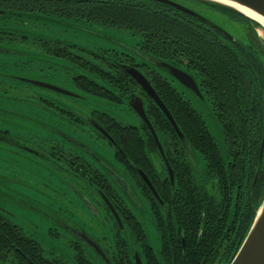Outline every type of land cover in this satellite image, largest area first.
Returning a JSON list of instances; mask_svg holds the SVG:
<instances>
[{
	"label": "trees",
	"instance_id": "trees-1",
	"mask_svg": "<svg viewBox=\"0 0 264 264\" xmlns=\"http://www.w3.org/2000/svg\"><path fill=\"white\" fill-rule=\"evenodd\" d=\"M180 1L201 7L206 12L205 15L217 24L225 22L220 17L227 18L230 21L227 25L232 29V33H236L243 39L226 38L221 31L208 23L155 0H0V33L3 36H21L25 39L26 35L23 34L28 28L24 26V23L36 22L37 16L75 18L106 27L126 29L148 41L149 55L152 59L166 61L191 74L199 90L208 91L214 113L224 121L221 128H230L227 131H230L231 138H238L239 134H245L242 131L248 127L247 118L256 114L260 118L262 114L260 102L257 103L258 107L247 106L245 110L242 109L241 103V101L247 103L244 95L247 96V91L251 87L248 81L251 66L247 55L254 56L252 61L255 63L258 61L263 68L261 72H264V55L260 49L263 47L256 36V30L261 26L240 13L219 5L205 4L198 0ZM239 22L243 23L245 29L235 27ZM37 37L41 39L43 45L47 43L41 36ZM53 42L54 48H59L60 52H65L61 49L69 47L56 43V40ZM48 46L52 47L49 44ZM80 64L87 69L89 66L96 79V83L90 82L85 85H93L86 90L87 92L84 91L87 94L106 96V92L102 91L106 89L109 94L119 99L125 96L127 100V95L134 92L137 87L136 82L122 66L109 67L105 58L97 63L83 60ZM151 73L153 75H150L148 80L173 117L187 146L210 162L212 172L219 176L221 185L225 187L227 178L220 152L209 133L205 120L195 110L190 100L175 92L166 77L155 71ZM2 77L18 80L8 72L0 70V79ZM127 81L130 82L129 85ZM148 100V105L145 103V111L148 113L149 110L147 116L160 140L162 142L167 140L180 146L178 157L175 163L171 164L174 172L173 185L170 183L163 160L158 158L159 155L150 148L151 146L154 148V143L144 124L142 126L145 128V133L139 131L142 139L128 127L130 128L127 130L128 140L123 141L126 128L117 122H114L109 130L115 137L117 156L129 152L128 156L131 157L130 152L140 150L141 155L137 160L127 157V161L135 169L134 174L141 169L147 175L165 207L162 208L153 199L139 173L137 186L130 180L128 183L139 195L149 200L152 209L158 210L155 212L158 223H161L160 218L162 220L166 218V201L170 202L171 199L175 201L173 211L178 226L183 227V240L181 241V238L177 236L178 249L173 260H171L169 249L164 247L162 251L164 254L161 256L166 257V260L151 264H209L219 256V244L225 235L223 220L218 218L221 210L217 209L206 196L205 191L196 185L195 161H189L182 141L161 109L156 107L151 99ZM235 141V144H240L239 139ZM118 147L121 150L118 151ZM161 174L165 178L163 185L158 179ZM231 175L234 176L232 172ZM113 188L116 190L114 186ZM258 203L259 206L261 201ZM255 212L250 216L245 231L242 232L241 241L230 261L252 224ZM129 215L127 224L134 228L132 233L135 238L145 240L137 218L134 214V217ZM1 216L0 261L11 264H46L40 257L41 251L37 244L19 227L4 218V215ZM224 217L226 219L225 215ZM230 261L225 264H229ZM79 264L91 263L83 258Z\"/></svg>",
	"mask_w": 264,
	"mask_h": 264
},
{
	"label": "flooded vegetation",
	"instance_id": "flooded-vegetation-1",
	"mask_svg": "<svg viewBox=\"0 0 264 264\" xmlns=\"http://www.w3.org/2000/svg\"><path fill=\"white\" fill-rule=\"evenodd\" d=\"M68 19L81 20L75 18H68ZM24 26L28 28L27 32H29L30 34L29 36L32 37L31 38L32 42L33 40L36 42L34 46H36L39 50H41V52L44 55H46L49 58L50 61L48 62V65H46V67L48 66L51 67L49 73L51 74V73L59 72L64 74L65 76L62 78L64 80V83L71 84L77 89H80L82 91L87 92L86 91L87 89L93 87L92 84L91 86H85L86 84L90 82L96 83L95 76L90 71L89 66L87 69L80 64L83 60H86L87 62L97 63L99 60L105 58L107 59L108 62L107 65L109 67H113V65H116L118 67L127 66V67L135 68L141 74H143V76L147 80L148 78H150L149 77L150 75L151 76L153 75V73H151L153 71L160 74V72L152 68L146 62H140V63L136 62L135 58L130 54L124 52H117L114 50H98V51L89 50L86 49L85 47H80L74 43L63 41L62 39H59L57 37L47 36L45 34H42L41 32H38V29L41 26L38 22H33V23L25 22ZM37 36H41L42 39L47 43L43 45V42H41V39H38ZM256 36L259 38L258 33ZM19 37L21 36H16V37L12 35L3 36L0 33V41L2 42L12 43L18 40ZM24 37H26L25 39H27V36ZM53 40H56L57 41L56 43H61L60 45H64V46L66 45L69 47H67L66 49H61L65 52H60L59 48H54ZM48 44L51 45L53 48L48 46ZM260 44L263 47V49L262 48L260 49L262 50V53L264 55V46L261 43V40H260ZM138 46L142 54L150 57L149 55L150 46L147 40H144L142 37H140ZM75 50L84 51L88 54H91V59H88L79 52H75ZM247 58L251 66L249 67V71L251 75L250 77H248V81L251 87L250 90L247 91V96L244 95L243 93L247 103L241 101L242 109L245 110L247 106H252V108H254L255 106H257V103L260 102L262 108V114L260 118H258L257 114L247 118L249 122L248 127L246 129H243L242 131L245 134L243 135L239 134L238 138H234V139L231 138L232 135L229 134L230 131H227L230 128H221V126L224 125V121L222 118H220L219 116H217V114L214 113L213 105L210 100L208 91L206 90L200 91L198 88V91L200 92L199 97L202 98L207 97L208 101L210 102L213 114L217 122L219 123V130L222 134V140L221 143H219L209 131L211 136L214 138L216 147L219 149L220 152L222 166L225 170V175L227 178L226 186L223 187L221 185L219 176L215 174V172H212L211 170L210 162L206 161L207 159L201 154H199L200 161L197 162L195 160L196 178L194 179L198 188L204 190L206 196L210 199V201L213 202L215 207L221 210L218 213V218L220 220H223L222 225L225 227L224 230L225 235L223 236L222 241L219 244L220 253L219 256L216 257V259L218 260V264H225L228 261H230L231 257L235 252V249L237 248V246L241 241L243 234L242 232L245 231L247 223L250 220V216L252 215V213L255 212L259 204L258 201L260 202L264 196V72H261V69L263 68L260 66L261 64L259 65L256 58L255 60L257 61V63L252 61L254 56L249 54L247 55ZM154 61L156 62L157 68L166 70L167 72L169 71L166 68L167 66L166 64L173 66L167 63L166 61H159V60L158 61L154 60ZM160 64L162 66H159ZM23 68H24V64L17 65L15 63L10 67H7V65H5V67H2L0 70L4 72H8L10 75L13 74L16 76L15 73L23 71L24 70ZM72 69L77 70V72L71 74L70 71ZM179 69L184 71L183 68H179ZM14 78H17L18 79L17 81L23 83L24 85L33 87V90H31V92L28 91L24 92L26 98L33 99L32 101L27 100L26 104L31 108L33 107L35 111L40 112L42 114L40 115L33 114L32 116L41 117L42 119L46 120L48 119L47 118L48 114L55 115L54 123L56 126L43 123L42 128L40 129L43 132L42 134L43 137L47 139L46 141L49 144L47 148L49 149V153L45 154L40 151L42 149L41 144L34 142L33 139H27L26 137H21V139L24 142H30L29 144L22 143L19 140L20 138L17 134L16 129L9 128V124L6 121L7 118H3L1 116L2 109L0 104V124H1L0 142L14 149V150L6 149L7 151L12 152L14 154L19 153V151L22 150L31 154L34 157H38L41 159H48L50 158L51 155L52 157H54V160L56 161L59 167L58 169L62 168L63 170L69 173V176H73V178L80 180L81 184H89V186L94 188V192L92 193V196L94 197L93 205L95 207H93L91 204L89 206L93 208L92 212L94 213V215L96 216L98 215L99 219L98 221H96L97 222L96 227H100V233L93 234V236L90 235V237L94 239L95 245L98 247L99 250H101L102 253L98 254V252L95 249H93V247L89 245L84 246L78 241L73 240L69 243V247L71 250H73L74 255L71 259L70 258L66 259V257L60 256L58 252L53 248V246H51V250H46L43 245L44 243L42 241L27 234L23 230V228L19 224H17L18 220H15V218H16V212L18 211L19 212L26 211V214L28 212H31V210L38 211L40 214L44 213V209H46L47 207H43V206H45L46 204L48 205V199H49L48 192L45 189L46 182L44 180L42 187L41 184L40 185L37 184V187H35V189H32L34 191L33 193H36L38 196L41 197V201L39 200L37 201V206L31 205L28 208H23L22 206H20V204L18 205L14 202L7 201V198L5 197L6 195H1L0 216L2 215L1 217H3L4 215V218L9 220L13 225L19 227L27 237L31 238L33 242L37 244L39 250L41 251L40 257L43 260V262H45L46 264H79L80 260L83 258L86 259L91 264H137V260L140 262V264H151L166 260V257L161 256L164 254V252H162L164 247L169 249L171 260H173L174 255L178 249L177 236L181 238V241L183 240L184 237L183 227L178 226L175 218V213L173 211L175 206L174 199L173 200L171 199L170 202L165 200L167 204L166 218L163 220L160 218L161 223H158L155 215L156 214L155 212L158 210L152 209L149 200L145 199L142 195H138V198L140 196L139 199L142 202L141 207L147 210L148 212L147 218L149 225H151L154 230L155 242L154 243L150 242L147 236L146 229L141 223L138 225L140 227V230L143 232L145 236L144 238L145 240H138L135 238L134 234L132 233V231H134V228L130 227L129 224H127L128 222L127 216L129 214L132 217L134 216L131 213V211H129L130 209L125 205L123 200L120 198L118 191H116L113 188V185L107 180L106 176L102 174L96 167L92 166V164L88 162L85 157L75 152L74 148H73L74 152L69 151V148L67 147L64 148L62 145L58 144L59 142L56 139L52 138V136H55V134H60V135L64 134L65 136L70 137L63 132L66 130L71 131L80 137L82 134L84 135L85 133L84 126L85 125L88 126L89 129H91V131L96 135V138H102L106 140L111 146L114 147V159L117 162H119L121 166H123L126 175L125 180L127 181L130 180L133 182V184L137 186L140 176L138 175L137 172H136L137 174L136 173L134 174L135 169H133L130 166L129 162L127 161V157L132 158L133 160L134 159L137 160L139 155H141L140 150L138 149V147H136L138 151L130 152L131 157L128 156L129 152H124V154H122L121 156H117V150H116L117 144L114 140L115 137L109 130L110 127L113 126L114 122L120 123L124 128H126L124 130L126 134L123 137V141L128 140L127 137L129 135L127 134L128 132L127 130H129L130 128L133 129L135 134L136 135L138 134V136L141 138L139 131L145 133L144 130L145 128L142 126L144 124L147 127L148 132L153 139L154 148L152 146L150 148L154 152H156L159 155L158 158L160 157L162 160L163 158L161 153H163L170 167L171 164L175 163V160L178 157V150L180 149V146L178 144L169 142L167 140L162 142L159 138V135L151 125L155 132L157 142L162 149L161 152L160 151L161 149L158 147L153 137L154 135L150 131L149 127L146 125L143 119L137 114V112H135L130 107L129 99L133 96L134 97L136 96L143 103V107L145 110V103L146 105H148V101H149L148 99H151V97L147 95V93L143 90V88L132 77L131 78L136 82L137 87L135 88L134 92L127 95L128 96L127 100H125L124 98L125 96L119 99V97H115L109 94L106 89L102 90L103 92H106V96L96 95L97 97L103 98L117 106H125L131 112V114H135L136 118H134V120L136 121L130 120V122L126 124L119 121L116 117L112 116L111 114L103 111L93 110L91 113L87 115L81 114L78 111H76L72 105H69V103H67L66 100L65 101L59 100L53 96V95H61L64 97H73L69 95L70 91L68 90L41 81L29 80L17 76ZM129 84L130 82L127 81V85ZM172 88L181 97L186 98L183 94L179 93L176 88H174L173 86ZM40 89L45 90L49 94H44L42 91H40ZM187 89H189L194 95H196L193 92V90H191L190 88ZM155 105L156 107H158L156 103ZM7 113L10 116L17 117L14 113H12V110L8 111ZM148 114H149V110L148 113H146V116ZM18 116H21V117H17L21 119H29V117H32L27 115L24 116L23 114H20ZM129 116L131 117V115ZM88 119H92L94 121L99 122L102 128L110 136V138L106 137L105 135H102L95 128H93L92 125L88 123ZM147 119L149 120L150 123V119L148 116ZM237 129L239 132H241L239 128ZM45 130L49 131L48 135L44 134ZM21 133L23 134L22 131ZM236 139L237 140L239 139V143H240L239 145L235 144ZM64 141L68 142V140L66 139H64ZM76 142L78 143V141ZM69 144L71 145V143ZM85 150L90 152V150H88L87 148ZM119 150L121 149H119L118 147V151ZM231 172L232 174H234V176L231 175ZM17 176L18 175L15 174L12 178H10L12 183L20 182ZM158 179L160 180V183L163 185L165 178L163 177L162 174L161 176L158 177ZM222 189L225 190L224 193ZM106 200L108 203L106 202ZM19 201L21 202L22 200ZM108 204H110L117 213L121 222V227L117 221V218L113 214L112 209L109 207ZM39 206H41V208ZM100 212L102 216H100ZM39 213H37L36 215H39ZM224 215L226 216V219ZM63 222H61V225L63 227L60 228L63 230V232H65V234H68V231L75 232V227H93L92 225H87V224L86 225L82 224L79 226H75V225L71 226L68 222L66 221ZM17 251L19 252V250ZM19 253L20 255L24 256L22 252Z\"/></svg>",
	"mask_w": 264,
	"mask_h": 264
},
{
	"label": "rangeland",
	"instance_id": "rangeland-1",
	"mask_svg": "<svg viewBox=\"0 0 264 264\" xmlns=\"http://www.w3.org/2000/svg\"><path fill=\"white\" fill-rule=\"evenodd\" d=\"M196 9L204 15L206 14L204 10ZM45 18L46 17H40V19H36V22L41 25L38 32L42 34L57 37L63 41L74 43L89 50H114L117 52H124L133 56L138 63L146 62L152 68L160 72L162 76L166 77L179 93L183 94L191 101L192 106L205 120L211 134L221 143L222 134L219 130V123L215 119L211 104L207 97L202 98L194 95L189 89L180 84L169 72L157 68L155 61L151 57L140 52L138 46L140 37L138 35L126 29L106 27L84 20L56 17ZM218 24L227 30L235 39H243L236 33H232V29L225 22H218ZM238 27L241 29L244 28L243 23L239 22ZM257 33L264 46V31L257 29ZM25 35L27 39L19 37L18 40L12 43L0 41V69L5 67V65L10 67L15 63L17 65L24 64V70L15 73L17 77L49 83L77 94L79 97H83V99H79L75 97L53 95L59 100H66L67 103L72 105L79 113L87 115L93 110H96L107 112L126 124H128L130 120L136 121L134 120V118H136L135 114H131L127 107L117 106L103 98L87 94L71 84L64 83L62 78L65 75L62 73L55 72L50 74L51 67H46L50 61L49 58L34 46L36 42L34 40L32 42V37L29 36V32H25ZM75 52H79L88 59H91V54L79 50H75ZM75 72H77L75 69L70 71L71 74ZM11 75L16 77L13 74ZM31 90H33L31 86L24 85L13 78L2 77L0 79L1 116L7 118L6 121L9 124V128L16 129L20 138L19 140L22 143L29 144L30 142H24L21 137L33 139L34 142L41 144L42 149L40 151L47 154L49 153V149H47L49 144L46 141L47 139L43 137V132L40 129L43 123L55 125V115L48 114V119L46 120L41 117L32 116L33 114L40 115L42 113L35 111L33 107L31 108L26 104L27 100L32 101L33 99L26 98L24 92H31ZM40 91L44 94H49L45 90L40 89ZM10 110H12V113L17 117H21L18 116L20 114L32 117H29V119H21L10 116L7 113ZM129 115H131V117ZM84 127L85 133L80 137L67 130L63 132L70 137L64 134H61L62 136L60 134L51 136L59 142L58 144L62 145L64 148H69V151L74 152V148L75 152L85 157L87 161L104 174L113 185L115 181L118 182V178L125 181V170L123 166L114 159V147L106 140L96 138V135L88 126L85 125ZM48 132V130H45L44 134L48 135ZM64 139L68 140L71 145L64 141ZM76 141H78V143ZM86 148L90 150V152L85 150ZM6 149L12 148L0 142V196L6 195L7 201L14 202L18 205L20 204L23 208H28L31 205L37 206V201H41V197L33 193L34 191L32 189H35L37 184H41L42 187L45 181L46 186H44L48 192L49 199L48 205L46 204L43 206L47 207L44 209V213L40 214L38 211L31 210V212L26 214V211H18L16 212L15 220H18L17 224H19L27 234L42 241L46 250H51V246H53L60 256L71 259L74 253L73 250L70 249L69 243L73 241L74 238L63 232L60 228L63 227L61 222L66 221L71 226H79L82 224L92 225L93 227L77 228L85 229L86 233L91 236L100 233V227H96V221L99 219L98 215H94L92 212L93 208L89 206L91 204L95 207L93 205L94 197L92 196L94 188L89 186V184H81L80 180L73 178V176H69V173L62 168L58 169L59 167L54 157L51 155L48 159H41L22 150L14 154ZM193 156L197 162L200 161V155L197 152H195ZM15 174L18 175L17 177L20 181L18 183L11 182L10 178ZM118 187L121 188L120 185H118ZM117 189L125 205L136 215L138 220L145 227L150 242L154 243L155 233L152 226L149 225L147 210L142 208L139 203V194L133 189L132 192L130 190L127 192L119 188ZM19 200L22 201L20 202ZM39 207L41 208V206ZM37 213H39V215H36ZM100 216H102L101 212ZM0 264L8 263L0 262ZM209 264H218V260L216 259Z\"/></svg>",
	"mask_w": 264,
	"mask_h": 264
},
{
	"label": "water",
	"instance_id": "water-1",
	"mask_svg": "<svg viewBox=\"0 0 264 264\" xmlns=\"http://www.w3.org/2000/svg\"><path fill=\"white\" fill-rule=\"evenodd\" d=\"M155 1H158L160 3L167 5V6L175 8V9H177L183 13H186L187 15H189L191 17L199 19L202 22L208 23L209 25H211L215 29H218L219 31H221L226 38H229V39L234 38L227 30H225L223 27H221L220 25L215 23L207 15H204L203 13H201L200 11H198L196 9V8H198V9L203 10L201 7L194 6V5H191L189 3H183L180 0H155ZM198 1L205 3V4L219 5V6L231 9L233 11H236V12L240 13L241 15L245 16L246 18L256 22L257 24H259L261 26V28L264 29V26L260 22H258L256 19H254V18L248 16L247 14L241 12L239 9L233 7L232 5H229V4L223 2V1H225V2H228L231 4H235L236 6L244 8V9L264 18V13L257 10L259 7L264 6V0H254V2L257 5V8H255V9L249 7V5H247V4L239 3L238 0H223V1L198 0ZM211 13L213 14V12H211ZM41 18H43V17L41 16ZM36 19H40V17L37 16ZM220 19L225 21L226 24H228V22L230 24V21L227 18L220 17ZM235 27H238V25L236 24ZM155 65H156V62H155ZM166 65H167L166 68L168 69L170 74L176 80H178L185 87L193 90V92L197 96H200V92L198 91V87L195 83L193 76H191L189 73H187V72H185V71H183L177 67L170 66L168 64H166ZM159 66H162V65L160 64ZM122 67L143 88V90L147 93V95H149V97H151V99L161 109L163 114L170 121V123L173 126L176 134L178 135V137L182 141L189 161L191 160L192 162H194L195 159H194L193 154L195 152L192 151V149L187 146L186 142L184 141L183 134L179 130L177 124L175 123V121H174L173 117L171 116L170 112L168 111V109L165 107L163 102L159 99L158 95L156 94L155 90L153 89V87L151 86L149 81L143 76V74H141L135 68L127 67V66H122ZM69 95H71L75 98L83 99V97H79L77 94H74L72 92H70ZM129 104H130V107L135 112H137V114L143 119V121L149 127L150 131L154 135L153 137H154L158 147L161 149L160 145L157 142L155 132H154L151 124L149 123V120L147 119V116H146V113H145V110L143 107V103L141 102V100L139 98H137L136 96L135 97L133 96L129 99ZM88 123L90 125H92V127L95 128L99 133L110 138V136L106 133V131L102 128V126L97 121H94L92 119H88ZM160 151L162 152V149ZM161 155H162V158H163L165 165H166V168H167L170 183H171V185H173L174 184V172L171 169V167L169 166L168 162L166 161L163 153H161ZM138 173L141 176V178L143 179L144 183L147 185L149 191L151 192L153 199H155V201L162 208H164L165 204H164L163 200L159 196L158 191L156 190L155 186L151 183V181L149 180L147 175L140 169H138ZM117 181L118 182H116V181L114 182V185L116 187L111 183L116 188L117 191H118L117 188L124 190V191H127V192L129 190L132 192V189L134 190V188L128 183L127 180L122 181L121 178H118ZM117 184L120 185L121 188L118 187ZM122 188H124V189H122ZM101 195H102V193H101ZM106 202H107V200H106ZM139 203L141 205L140 200H139ZM108 205L112 209V212L115 215V217L117 218V221L121 227V222H120V219H119L117 213L115 212L114 208H112V206L110 204H108ZM261 211H264V197L261 200V203L255 212V216H254V219L252 221V224L250 225L243 241L241 242L238 250L236 251L234 257L232 258V260L230 261L229 264H264V224H260L259 226H257L258 218H259ZM135 217H136V215H135ZM137 220H138V218H137ZM138 222L141 223L139 220H138ZM253 230H255L254 233H253ZM68 234H69V236L74 238V240L78 241L82 245H84V246L89 245V246L93 247V249H95L98 252V254L102 253L101 250H99L98 247L95 245L94 239L91 238L90 235L87 234L86 231L83 230L82 228L80 229V228L75 227V232L68 231ZM137 264H140V262L138 260H137Z\"/></svg>",
	"mask_w": 264,
	"mask_h": 264
},
{
	"label": "snow or ice",
	"instance_id": "snow-or-ice-1",
	"mask_svg": "<svg viewBox=\"0 0 264 264\" xmlns=\"http://www.w3.org/2000/svg\"><path fill=\"white\" fill-rule=\"evenodd\" d=\"M239 3H244L249 5V7L251 8H257L256 3L254 2V0H238ZM258 11L264 13V6H261L257 9ZM260 224H264V211H261L259 218H258V222H257V226H259ZM255 232V230H253V233Z\"/></svg>",
	"mask_w": 264,
	"mask_h": 264
},
{
	"label": "bare ground",
	"instance_id": "bare-ground-1",
	"mask_svg": "<svg viewBox=\"0 0 264 264\" xmlns=\"http://www.w3.org/2000/svg\"><path fill=\"white\" fill-rule=\"evenodd\" d=\"M217 1H223V0H217ZM223 2L224 3H227L229 5H232L233 7L239 9L241 12H243V13L247 14L248 16L256 19L258 22H260L264 26V18H262V17H260V16H258L256 14H254V13H252V12H250V11L244 9V8H241L239 6H236L235 4H231V3H228V2H225V1H223Z\"/></svg>",
	"mask_w": 264,
	"mask_h": 264
}]
</instances>
